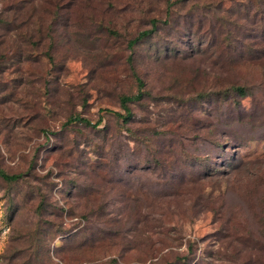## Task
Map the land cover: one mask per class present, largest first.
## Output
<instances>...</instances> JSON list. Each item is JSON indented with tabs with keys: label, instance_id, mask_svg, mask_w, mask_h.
I'll return each mask as SVG.
<instances>
[{
	"label": "rangeland",
	"instance_id": "rangeland-1",
	"mask_svg": "<svg viewBox=\"0 0 264 264\" xmlns=\"http://www.w3.org/2000/svg\"><path fill=\"white\" fill-rule=\"evenodd\" d=\"M0 170V264H264V0H0Z\"/></svg>",
	"mask_w": 264,
	"mask_h": 264
},
{
	"label": "trees",
	"instance_id": "trees-1",
	"mask_svg": "<svg viewBox=\"0 0 264 264\" xmlns=\"http://www.w3.org/2000/svg\"><path fill=\"white\" fill-rule=\"evenodd\" d=\"M40 1V0H38ZM43 1V0H42ZM173 3V2H172ZM171 3V4H172ZM41 8V7H40ZM15 19V18H14ZM55 19V17H54ZM31 20H34L33 23H29V21ZM14 22L17 23L16 19L14 21H11V24L13 25V28H15L17 30V33L19 36H21L25 41H31L33 42V39L30 40L32 38V35L29 33V31H20V25H14ZM40 24H39V23ZM42 22H43V18L42 16L40 15H35V14H30L29 17H28V23H23V26H24V29L27 28L28 30L31 28L33 30V27L32 25L34 26V30L36 32H41V26H42ZM156 22L157 20L155 19H152L150 20V24H151V28L149 30H143V31H140L136 37H134L133 39H130L128 40L127 44H128V47L130 46H133L135 43H137L140 39H142L143 37H146L148 36L149 34H151L155 28H156ZM9 22H6V26H9L11 25ZM53 24H54V21H53ZM37 35H39V33H36ZM36 38V37H35ZM36 39H38L36 41V46L40 44L41 42V38L40 37H37ZM22 40V43L21 44H25L26 42ZM248 54V52H245V53H238V57L240 59L244 58L246 55ZM132 76L134 77L135 81H136V93L134 95H122L120 98H119V106L121 108V110L123 111V113H120V112H112V114L118 118H120L123 122H127L129 120H131L132 118V113L130 111V108H129V104L130 103H133L135 101H138L141 96L143 95V91H142V88H143V81L135 74L133 73V70H132ZM234 90L236 91V94L237 96L241 97V98H244L246 97L248 94L245 92V88L242 87V86H236L234 88ZM75 120H78L80 122H83L84 124L86 125H91V123L84 119V118H80L78 116H71L67 119V121L65 122V124H71L72 122H74ZM101 123V118H99L92 126L96 127L98 126L99 124ZM0 177L3 178L4 180H7V181H14V180H17L18 176L17 175H7L5 174L3 171L0 170ZM145 207H150V206H145ZM158 224H161V223H158Z\"/></svg>",
	"mask_w": 264,
	"mask_h": 264
}]
</instances>
